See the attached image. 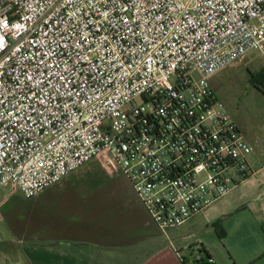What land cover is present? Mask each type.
I'll return each mask as SVG.
<instances>
[{
  "label": "built area",
  "instance_id": "1",
  "mask_svg": "<svg viewBox=\"0 0 264 264\" xmlns=\"http://www.w3.org/2000/svg\"><path fill=\"white\" fill-rule=\"evenodd\" d=\"M250 53L264 0H0V188L96 161L160 230L186 224L256 173L211 85Z\"/></svg>",
  "mask_w": 264,
  "mask_h": 264
},
{
  "label": "crops",
  "instance_id": "2",
  "mask_svg": "<svg viewBox=\"0 0 264 264\" xmlns=\"http://www.w3.org/2000/svg\"><path fill=\"white\" fill-rule=\"evenodd\" d=\"M234 120L255 149L252 167L256 173L207 212L163 232L151 220L128 181L104 191L87 186L86 179L95 171L105 173L97 162L98 166L89 170L91 177L78 174V169L33 199H26L14 183L1 187L10 186V194L20 193L25 202L20 208V219L13 214L12 225H0V249H6L0 250L5 255L0 259L6 264H184L183 257L175 253L179 248L173 245L174 239L182 241L189 232L209 226L205 224L232 209L262 213L264 126L250 133L242 121ZM112 183L110 180L107 185ZM10 194L0 199V222L5 219L2 207L8 204ZM202 246L217 264L209 248L204 243ZM234 249L229 264H264V242H240Z\"/></svg>",
  "mask_w": 264,
  "mask_h": 264
},
{
  "label": "rangeland",
  "instance_id": "3",
  "mask_svg": "<svg viewBox=\"0 0 264 264\" xmlns=\"http://www.w3.org/2000/svg\"><path fill=\"white\" fill-rule=\"evenodd\" d=\"M263 70L264 55L250 53L211 79L213 89L219 98L225 102L228 112L233 118L242 121L244 129L250 133L259 131L260 127L263 128L262 126H264V122H262L264 115V76L252 78V74L253 76L254 74L259 75ZM96 166H98V163L92 161L80 168L77 173L91 177L89 170L95 169ZM93 174L90 179H86V184L93 189H99V191L119 187L121 181L125 180L131 185L130 181L118 172L107 175L95 171ZM110 180L114 183L107 185ZM10 193V186L0 189V199L4 194ZM9 198L8 204L2 207V214L5 219L0 222V225H12L10 217L13 214L16 219H20V208L25 202L24 197L20 193H15L10 194ZM262 213H251L243 209L240 211L229 210L224 216L222 215V218L205 224L209 226H203L199 230L189 232L182 241L174 239L173 245L177 249L179 248V251H175V253L186 258V260H192L199 255L205 256L201 253L203 251L202 244L204 243L213 254L217 264H229L230 253L235 252L234 248L240 242L242 244H260L264 242ZM222 229L225 230L227 235L225 239L220 236ZM0 250L6 249L2 247ZM2 254L4 253H0V258L5 256ZM6 263L8 262L0 259V264Z\"/></svg>",
  "mask_w": 264,
  "mask_h": 264
},
{
  "label": "trees",
  "instance_id": "4",
  "mask_svg": "<svg viewBox=\"0 0 264 264\" xmlns=\"http://www.w3.org/2000/svg\"><path fill=\"white\" fill-rule=\"evenodd\" d=\"M263 72H264V70H263L262 72H260L262 77L264 76V73H263ZM215 226H216V225H215ZM217 229H218V228H217ZM218 230H219V229H218ZM220 236H221L222 238H224V237L226 236V232H225L224 229L221 230V232H220ZM201 253L205 255L204 258H202V261H196L195 264H196V263H199V262H203L202 264H215V263H213V262L208 263V260H213V258H212V256H211L206 250H203ZM182 261H183L184 264H189V261H190V260H186L185 258H182Z\"/></svg>",
  "mask_w": 264,
  "mask_h": 264
},
{
  "label": "flooded vegetation",
  "instance_id": "5",
  "mask_svg": "<svg viewBox=\"0 0 264 264\" xmlns=\"http://www.w3.org/2000/svg\"><path fill=\"white\" fill-rule=\"evenodd\" d=\"M259 76H261V73H259V75L258 74H254V76H253V74H252V78H254V77H259ZM262 77V76H261Z\"/></svg>",
  "mask_w": 264,
  "mask_h": 264
},
{
  "label": "water",
  "instance_id": "6",
  "mask_svg": "<svg viewBox=\"0 0 264 264\" xmlns=\"http://www.w3.org/2000/svg\"><path fill=\"white\" fill-rule=\"evenodd\" d=\"M16 264H18V263H16Z\"/></svg>",
  "mask_w": 264,
  "mask_h": 264
}]
</instances>
